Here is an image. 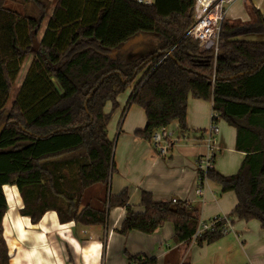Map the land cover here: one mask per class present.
I'll return each instance as SVG.
<instances>
[{
    "label": "trees",
    "instance_id": "16d2710c",
    "mask_svg": "<svg viewBox=\"0 0 264 264\" xmlns=\"http://www.w3.org/2000/svg\"><path fill=\"white\" fill-rule=\"evenodd\" d=\"M8 2L30 4L38 16L24 15ZM195 0H155L143 6L130 0H58L46 32L33 51V33L40 31L49 3L45 0H0V264H9L2 223L7 212L3 192L16 186L24 199L23 216L33 224L48 211L62 224L105 226L111 209H126L119 234H154L165 223L174 239L192 241L198 209L186 202H156L142 192L141 212L129 205V194H108L114 172V142L108 137L118 97L138 79L128 105L145 110L143 137L173 122L186 129L189 96L212 101L214 120L237 129L236 148L246 153L240 170L223 176L213 167L200 172L222 193L233 192L240 220H257L264 229V15L250 5L251 20L223 23L219 53L202 52L189 35ZM250 3V1H249ZM35 10V9H34ZM153 35L157 45L138 54L123 46L137 36ZM114 52H117L114 60ZM32 64L13 106H6L25 59ZM234 80L229 78L239 76ZM238 122H243L241 126ZM102 186L101 208L85 204L89 189ZM220 230L199 243H213ZM127 264H157L155 259L129 256Z\"/></svg>",
    "mask_w": 264,
    "mask_h": 264
},
{
    "label": "crops",
    "instance_id": "0c3cea01",
    "mask_svg": "<svg viewBox=\"0 0 264 264\" xmlns=\"http://www.w3.org/2000/svg\"><path fill=\"white\" fill-rule=\"evenodd\" d=\"M45 1L49 8L40 26L39 43L58 0ZM249 4L264 15V0H232L227 5L228 18L243 22L251 20ZM7 7L22 15L27 11H35L32 13L34 16L40 14L31 3L8 2ZM250 38L264 41L262 36ZM141 43L133 47V53L138 47H144ZM33 59V55L25 59L14 82L13 91L18 90L16 96ZM137 82L138 79L118 97L116 109L111 103L105 108L106 113L111 114L108 137L114 142L115 165L108 194L118 196L127 191L129 205L135 212L143 211L140 206L142 192L151 193L156 202H186L198 209L199 223L227 216L231 219L233 231L213 243L202 244L193 240L187 244L177 242L171 223H165L151 235L139 231L122 235L118 231L127 214L122 207L109 211L105 226H84L75 222L62 224L55 211L46 212L39 223L33 224L30 217L21 214L24 199L18 188L6 185L3 192L8 208L2 228L9 264H127L129 256L155 259L157 264H264V229L261 223L240 220L233 215L238 204L235 193H222L220 187L210 181L201 187L199 184L197 166L210 154L213 155V168L219 174L228 177L238 173L246 153L236 148L237 129L219 119V131L209 144L207 138L214 115L213 102L191 95L186 129L181 130L179 124L173 122L166 128L172 134L169 146L167 144L166 149L155 146L141 134L147 126L145 110L134 104L127 107ZM103 193L104 188L99 185L89 189L85 204L101 208L103 205L98 199H102Z\"/></svg>",
    "mask_w": 264,
    "mask_h": 264
},
{
    "label": "built area",
    "instance_id": "2783aa9c",
    "mask_svg": "<svg viewBox=\"0 0 264 264\" xmlns=\"http://www.w3.org/2000/svg\"><path fill=\"white\" fill-rule=\"evenodd\" d=\"M136 4L143 6H152L155 0H130ZM232 0H195L192 15L194 23L189 29L188 35L199 43V48L202 52L213 51L215 55L219 53V37L223 23L228 18L229 10L227 5ZM217 122L213 120L208 130V143L212 144L213 137L218 133ZM172 134L162 128L160 133L153 135L152 143L155 146H169ZM170 141V142H169ZM164 152V150H163ZM213 155L210 154L205 160H200L197 166L199 184L206 183L207 180L200 172L205 173L208 169L213 167ZM200 192V191H199ZM176 203L177 200H172ZM220 230V235L225 236L233 231L231 219L227 216H217L208 222H200L198 229L193 236V241H198L206 233H214Z\"/></svg>",
    "mask_w": 264,
    "mask_h": 264
},
{
    "label": "water",
    "instance_id": "95a60500",
    "mask_svg": "<svg viewBox=\"0 0 264 264\" xmlns=\"http://www.w3.org/2000/svg\"><path fill=\"white\" fill-rule=\"evenodd\" d=\"M190 16H192V12L190 14ZM34 34L35 32L33 33V51L34 52H37L39 50V42L38 40L34 37ZM144 40V37L142 35L140 36H137L135 37L134 39L130 40L128 43H126L124 46H123V50L124 51H129L130 49H132L134 46L140 44L142 41ZM142 51V47H138L137 49L134 50V53L135 54H138ZM116 55H117V52H114V57L113 59L115 60L116 59ZM244 74H241L239 76H236V77H232V78H229V80H234L236 78H239L241 76H243ZM239 125L241 126H245V124L243 122H238ZM6 127V124H3L1 127H0V134L2 133V131L4 130V128Z\"/></svg>",
    "mask_w": 264,
    "mask_h": 264
},
{
    "label": "rangeland",
    "instance_id": "374dc122",
    "mask_svg": "<svg viewBox=\"0 0 264 264\" xmlns=\"http://www.w3.org/2000/svg\"><path fill=\"white\" fill-rule=\"evenodd\" d=\"M39 35L40 34L38 32V34L36 36V39L38 40V42H39V39H40ZM262 38H264V36H262ZM157 42L158 41H157V38L155 36H153V35H146L141 44L147 49L148 52H151L156 47ZM132 49H130V50H132ZM17 91L14 89L13 93L11 94L10 99H9V103L7 105V111L10 110L11 104H12V102H13L15 96H16V92Z\"/></svg>",
    "mask_w": 264,
    "mask_h": 264
}]
</instances>
